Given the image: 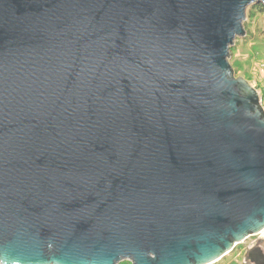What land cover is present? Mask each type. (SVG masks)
Here are the masks:
<instances>
[{
  "label": "water",
  "instance_id": "95a60500",
  "mask_svg": "<svg viewBox=\"0 0 264 264\" xmlns=\"http://www.w3.org/2000/svg\"><path fill=\"white\" fill-rule=\"evenodd\" d=\"M253 5L0 0V264H212L264 229Z\"/></svg>",
  "mask_w": 264,
  "mask_h": 264
},
{
  "label": "rangeland",
  "instance_id": "374dc122",
  "mask_svg": "<svg viewBox=\"0 0 264 264\" xmlns=\"http://www.w3.org/2000/svg\"><path fill=\"white\" fill-rule=\"evenodd\" d=\"M255 6L259 5L250 6L246 10L244 36L234 42L228 61L234 77L244 78L258 92L264 110V6ZM262 237L264 238V234ZM257 238V235L248 237L237 244L234 250L250 246ZM230 253L212 264H229ZM120 264L131 263L124 261Z\"/></svg>",
  "mask_w": 264,
  "mask_h": 264
},
{
  "label": "flooded vegetation",
  "instance_id": "af4514ba",
  "mask_svg": "<svg viewBox=\"0 0 264 264\" xmlns=\"http://www.w3.org/2000/svg\"><path fill=\"white\" fill-rule=\"evenodd\" d=\"M234 249L230 253L231 258H234L232 264H264V238L262 236H258L250 246Z\"/></svg>",
  "mask_w": 264,
  "mask_h": 264
},
{
  "label": "built area",
  "instance_id": "2783aa9c",
  "mask_svg": "<svg viewBox=\"0 0 264 264\" xmlns=\"http://www.w3.org/2000/svg\"><path fill=\"white\" fill-rule=\"evenodd\" d=\"M262 234H264V229L262 231H260L259 233L255 234L257 236H262ZM242 243V242H241Z\"/></svg>",
  "mask_w": 264,
  "mask_h": 264
},
{
  "label": "trees",
  "instance_id": "16d2710c",
  "mask_svg": "<svg viewBox=\"0 0 264 264\" xmlns=\"http://www.w3.org/2000/svg\"><path fill=\"white\" fill-rule=\"evenodd\" d=\"M260 6H262V5H259V6H255L256 8H260ZM250 11H251V9H249ZM124 262V261H123ZM123 262H121V263H123ZM125 262H128V261H125ZM120 264V263H119Z\"/></svg>",
  "mask_w": 264,
  "mask_h": 264
},
{
  "label": "crops",
  "instance_id": "0c3cea01",
  "mask_svg": "<svg viewBox=\"0 0 264 264\" xmlns=\"http://www.w3.org/2000/svg\"><path fill=\"white\" fill-rule=\"evenodd\" d=\"M234 258H231L230 261H229V264H232L231 262L233 261Z\"/></svg>",
  "mask_w": 264,
  "mask_h": 264
}]
</instances>
